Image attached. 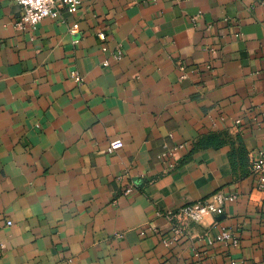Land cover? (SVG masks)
I'll return each instance as SVG.
<instances>
[{
    "label": "crops",
    "instance_id": "1",
    "mask_svg": "<svg viewBox=\"0 0 264 264\" xmlns=\"http://www.w3.org/2000/svg\"><path fill=\"white\" fill-rule=\"evenodd\" d=\"M21 13L0 0V264H264L262 0H81L19 31ZM216 192L237 198L175 237L165 213ZM220 227L237 246L207 243Z\"/></svg>",
    "mask_w": 264,
    "mask_h": 264
},
{
    "label": "built area",
    "instance_id": "2",
    "mask_svg": "<svg viewBox=\"0 0 264 264\" xmlns=\"http://www.w3.org/2000/svg\"><path fill=\"white\" fill-rule=\"evenodd\" d=\"M22 10L21 15L14 21V27L16 30H33L36 25L45 18H59V10L65 9L68 13H76L81 6V0H14ZM264 5V0H262ZM78 32V25L73 24L69 27V33L75 35ZM99 40L103 41L105 39V34L99 32L97 34ZM74 40V43H77ZM112 59L116 62L123 58V51L120 47H117L112 52ZM109 65L108 61L102 63L103 67ZM181 70L183 68L179 67ZM71 78L75 83H80L82 78L73 71L70 73ZM184 78V76H183ZM264 119V112L262 114ZM240 120H235L234 124L239 125ZM123 146L120 140L112 141L107 146V153L112 154L115 151L121 149ZM183 145H176L169 147L163 145L162 151L159 156L161 162L167 163L168 170L175 168V164L171 162L174 153L177 150H181ZM249 171L251 176L255 180L254 189L260 193H264V152H258L257 156L254 157L249 164ZM131 188L126 190V193H130ZM237 198L236 195H224L220 192L213 193L207 199L196 202L190 205H184L177 209L176 211H168L165 213V217L168 221L173 222L174 227L172 228V233L175 237L183 233V227L186 222L199 223L206 216L219 217L223 214L225 202H233ZM264 206V205H263ZM157 216L162 215L160 212L156 213ZM11 222H7V226H10ZM207 243L212 245L214 243H223L226 245L237 246L239 241L235 235L228 231L224 227H220L218 233L212 237L207 238ZM231 264H235L231 262Z\"/></svg>",
    "mask_w": 264,
    "mask_h": 264
},
{
    "label": "trees",
    "instance_id": "3",
    "mask_svg": "<svg viewBox=\"0 0 264 264\" xmlns=\"http://www.w3.org/2000/svg\"><path fill=\"white\" fill-rule=\"evenodd\" d=\"M208 142V141H207ZM209 143H204V146H208ZM214 147H217L219 145H213Z\"/></svg>",
    "mask_w": 264,
    "mask_h": 264
}]
</instances>
